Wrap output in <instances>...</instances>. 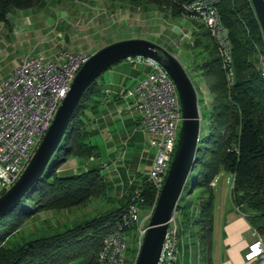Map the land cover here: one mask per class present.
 Here are the masks:
<instances>
[{"label":"trees","instance_id":"16d2710c","mask_svg":"<svg viewBox=\"0 0 264 264\" xmlns=\"http://www.w3.org/2000/svg\"><path fill=\"white\" fill-rule=\"evenodd\" d=\"M192 1L129 0V3L139 7L154 4L172 17H183L182 5ZM47 3L48 0H0V21L6 24L7 15L13 10L39 9ZM216 6L231 41L233 81L229 84L216 45L203 23L190 19L196 25L188 42V46L197 49L192 66L207 80L212 109L207 114L210 123L207 131L200 133L194 165L175 209L178 239L183 231L188 230L190 237L198 233L207 252L212 243L215 200L210 181L221 171L233 177L230 189L233 205L255 230L264 232V79L256 67L257 52L264 49V38L250 0H219ZM100 77L83 92L44 172L16 206L0 216V264H62L73 259H79V264H97L102 240L120 218L133 191L116 199L107 196L100 165L92 164L64 175L59 169L70 156L85 161L98 157L97 146L89 141L96 130L88 126L90 113L96 109L101 95ZM137 189L138 203L146 214L156 202V188L145 177ZM97 198L108 199L111 205L91 218L51 234L11 241L27 220L40 211L69 210ZM136 253L137 245L125 257L124 264H134ZM206 260L211 264L209 253Z\"/></svg>","mask_w":264,"mask_h":264},{"label":"built area","instance_id":"2783aa9c","mask_svg":"<svg viewBox=\"0 0 264 264\" xmlns=\"http://www.w3.org/2000/svg\"><path fill=\"white\" fill-rule=\"evenodd\" d=\"M219 0H194L183 4L185 18L203 23L214 41L225 69L229 84L233 81L232 48L228 30L222 23L216 3ZM182 38L191 41V32H181ZM90 54L60 51L53 59L39 56L23 58L12 75L0 87V196L20 177L49 128L55 112L66 96L71 81ZM134 61L146 60L150 72L128 88L123 98L128 108L137 110L138 126L151 135L150 144L155 147L154 161L147 179L156 188V197L176 147L182 122L177 89L167 72L155 61L144 57H130ZM256 67L264 79V49L257 52ZM232 177V176H231ZM219 179L210 181L214 187ZM233 181V177H232ZM157 199V198H156ZM155 205V203H154ZM154 205L144 219L138 203V189L121 212L112 230L102 240L97 264H124L126 232L136 230L137 253L140 250L147 224ZM254 240L244 255L247 264H264V243L257 230ZM178 227L176 211L168 221L157 264H175ZM134 261V264H135Z\"/></svg>","mask_w":264,"mask_h":264},{"label":"crops","instance_id":"0c3cea01","mask_svg":"<svg viewBox=\"0 0 264 264\" xmlns=\"http://www.w3.org/2000/svg\"><path fill=\"white\" fill-rule=\"evenodd\" d=\"M62 1L70 3V5L74 8L73 10H76L77 14L79 13V10H77V7L74 6V3H79L77 1L80 0H55L56 3ZM84 1H88L92 4L96 3V0ZM122 1H126L132 7L141 8L143 11L161 10L154 4H147V6L145 4L144 6L140 7L133 6L129 3V0H112L109 3L110 8L111 5H118L119 2ZM81 5L83 8H81V13H79V16H82L83 18L86 17V14L96 12V7H87L83 4ZM82 9L85 11L83 12ZM162 11H166L168 15L172 17L167 10ZM17 12H19V14H17ZM57 12L68 18V20H70L71 27L75 26L76 28L74 30H71V28L70 30L69 28L59 31L54 30L53 36H50L51 34H48V36L42 35V33L38 31V26L36 29H33L32 32L28 30V21H31L30 15L35 18L36 25H39L44 17L53 16ZM101 13H103L104 20L109 23L110 20L107 19V15L105 14L106 12H100V14ZM76 17L77 16L74 15V12H65L63 8L57 9L49 6V1L44 7L39 9L33 7L24 10H13L7 15L6 24L0 21V52H2L7 47L10 48V46H14L15 44L23 46L29 37H33L36 41H41L42 39H47V41L44 43L42 48H38V46L29 52H24V54H21L16 65H18L23 58L28 56H39L45 60H51L60 51L69 53L85 52L92 54L100 47H95L96 43H93L97 41L98 38H100L99 34H97L99 30H94V32L88 31L85 33L83 28H77L80 23L79 20H77V23H75ZM90 18H92V16ZM120 20L121 26H123L129 21V17H122ZM101 21L103 22L102 18ZM96 23H98L97 20ZM121 26L119 23H117L116 28H122ZM86 29H90L89 26H87ZM191 29L193 28L191 27ZM13 30L17 32L15 37L11 35ZM80 31H83L82 33H84L86 37H96V39L93 41L88 39L87 43L81 44L76 41V36L78 37V35L81 34ZM102 33H106L105 27ZM157 36L159 38L157 37L155 40H157V43L162 47L165 48L166 46L169 47L171 45L169 44V40L165 39L168 37L166 34H163L162 38L160 37V34ZM129 37L146 38L143 36L133 35ZM148 37L149 36H147V38ZM13 42L16 43L13 44ZM132 65L143 66L141 74L139 67L132 68V71L127 73L126 66ZM151 68L152 67L146 60L134 61L132 58H126L113 64L109 69L105 70L104 74H106V76L101 74V77L98 79V84L101 87V95L98 97L99 103L96 109L90 113L92 117H90L91 120L89 123L93 125V129L96 130V133H101L104 131L107 132L103 145L105 146L109 155V160L106 164L97 163L96 159L100 157L99 146L90 142L91 144L97 146L99 154L98 157H91L89 161L93 162V165L101 166V173L107 186V196L113 199L120 198L123 195H128L132 191L136 190L141 185L142 180L147 177L154 161L156 149L150 144L151 135L139 128V112L137 110L128 108L126 101L122 97L124 92L128 88L135 85L139 80L144 78L150 72ZM129 78L133 79L131 86L126 85L127 79ZM4 80L5 79L1 81L0 87ZM128 147L130 150L127 149ZM109 149H113V151L109 152ZM87 165L88 164L86 163H78L76 164L75 169L77 170L80 168L79 170L81 171L84 170ZM216 186L217 185L213 187L215 200L212 233H214L215 229L217 208L222 209L224 214V236L222 239L224 253L222 258L220 257L221 259H218V264H247L244 255L248 249V245L254 240L253 231L255 229L251 226L245 215L233 205L231 200V192L228 197L226 196L225 191H220L219 189L216 190ZM108 201V199L105 200L104 198H97L96 200L91 201L90 205L95 204V207L93 208L94 210L101 209L105 205H111V202ZM145 217L146 214L144 218ZM144 223L147 224V219H145ZM197 253L198 250L196 249L194 251L193 247L190 246L189 240L186 243H181L180 239H178L175 264H186L191 258L197 256ZM209 256L211 264H217V259L215 260L212 258L210 254Z\"/></svg>","mask_w":264,"mask_h":264},{"label":"rangeland","instance_id":"374dc122","mask_svg":"<svg viewBox=\"0 0 264 264\" xmlns=\"http://www.w3.org/2000/svg\"><path fill=\"white\" fill-rule=\"evenodd\" d=\"M49 6L57 9H62L65 12H74V15L77 16L75 23L79 20V26L77 28H83L84 32L99 30L97 34H99L100 38L97 41L93 42L96 43L95 47L102 46L122 39H128L129 36H143L146 37L145 39L150 40L152 42L157 43V35L160 34L161 38L163 34H166V40H169V47L166 46L165 49L171 52L185 67L191 81L196 90H198V97L202 100L199 103L200 113H201V124H200V133L203 134L207 131L208 124L210 121L207 119L208 112L212 109V96L208 92L207 89V80L206 78L201 75L198 71H195L192 64L195 62V53L197 49L188 46L189 40L187 38H182L181 32L187 33L188 31H192L191 27L194 29L196 28L195 23L185 17L180 18H172L168 15L166 11L162 10H151V11H143L141 8L132 7L126 1L119 2V4H113L110 8V1L112 0H96V3H89L88 1H77L79 3H74V6L77 7L79 13H81V8L83 5L89 7H96V12L86 14V17L79 16L80 14L76 13V10H73V6L70 3L62 1V2H55V0H48ZM83 12L85 11L82 9ZM106 12L107 19L110 20L108 23L104 20L103 13ZM19 14V12H17ZM92 16V18H90ZM128 16L129 21L121 26L120 18H124ZM79 17V18H78ZM101 18L103 22L101 21ZM31 21H28V26L30 32L33 29H36L38 26V31L42 33L44 36H53L54 30H65L68 29L74 30L76 27H71L70 20L64 17L61 13H55L53 16H46L42 20L39 25H36L35 18L30 15ZM96 20L98 23H96ZM114 21V22H113ZM14 22V21H13ZM26 23V22H25ZM122 27H117L116 25ZM83 25V26H82ZM82 26V27H80ZM89 26L90 29H86ZM103 27V28H101ZM106 30V33H102V31ZM32 28V29H31ZM93 28V29H92ZM172 30V31H171ZM83 31H80L81 34L76 36V41L83 44L87 43L88 39L93 41L96 37H86ZM174 32V33H173ZM14 37L17 35L15 30L12 31ZM33 36V35H32ZM147 36H149L147 38ZM152 36V37H150ZM154 37V38H153ZM159 38V37H158ZM144 39V38H143ZM161 40V39H160ZM47 39H42L41 41H36L33 37H29L25 43L22 45L10 46V48H5L2 52H0V83L3 79H7L12 75V72L16 68V64L19 61V56L24 54V52H29L33 48H42L44 43H46ZM111 41V42H109ZM107 42V43H106ZM158 44V43H157ZM2 46V45H1ZM23 47V48H22ZM25 50V51H24ZM114 67V66H113ZM139 67L140 74L143 66L141 65H132L126 66L127 73L132 71V68ZM105 72V71H104ZM104 72L102 74H104ZM106 76V74H104ZM139 76V75H138ZM133 79H127V86H131ZM92 117V115H90ZM90 129H93V125L91 123L88 126ZM107 132H95L93 135L90 136L89 141L93 144L99 146L100 157L96 159L97 163H104L106 164L109 160V155L106 151L105 146L103 145L104 138ZM114 147V146H113ZM130 150V148H127ZM113 151V149H109V152ZM78 163H86L87 166H91L94 164L91 161H85L79 157L70 156L67 160L60 166V172L64 174L78 172L80 168L77 170L75 169L76 164ZM96 163V162H95ZM80 171V170H79ZM219 179L217 181L216 190L219 189L220 191H225L226 196L229 197L230 189L232 186V177L228 172L221 171L218 173ZM94 201V200H93ZM91 203V202H90ZM85 204L80 205L77 207H73L69 210H60V211H53V210H45L40 211L33 217L29 218L27 222L22 226L21 230L18 234H16L11 241L18 242L22 238H34L38 236L48 235L55 231L62 230L66 227H70L75 223L80 222L81 220L91 218L95 216L100 211L108 208L110 205H105L101 209H93L95 204ZM223 205V204H222ZM220 206V204H219ZM145 213L140 212L139 217L144 218ZM147 219V223H148ZM177 223V221H176ZM223 223H224V214L222 209L217 208L216 218H215V229L214 233H212V247L209 252L206 250V245L201 243L199 234H195L193 237H190L189 231H183L180 233L179 239L181 243H186L188 240L190 241V246L193 247L194 251L197 249L198 253L197 256L191 258L186 264H207V256L208 253L211 255L212 258L216 260L218 264V259L222 258L224 253V246L222 243V239L224 236L223 231ZM178 226V223H177ZM260 237L264 243V232L260 234ZM136 230L131 233L130 230L126 232V251L124 253L125 257H129L133 251L136 249ZM192 241V242H191ZM192 243V244H191ZM221 257V258H220ZM79 259L69 260L62 264H79Z\"/></svg>","mask_w":264,"mask_h":264},{"label":"water","instance_id":"95a60500","mask_svg":"<svg viewBox=\"0 0 264 264\" xmlns=\"http://www.w3.org/2000/svg\"><path fill=\"white\" fill-rule=\"evenodd\" d=\"M264 38V0H250ZM158 63L172 79L180 101L182 122L163 185L149 217L135 264H157L163 239L177 202L192 171L200 138L201 113L197 90L181 62L161 45L143 38L108 43L90 54L76 72L41 143L17 181L0 196V216L16 206L44 172L61 141L83 92L105 70L130 57Z\"/></svg>","mask_w":264,"mask_h":264}]
</instances>
